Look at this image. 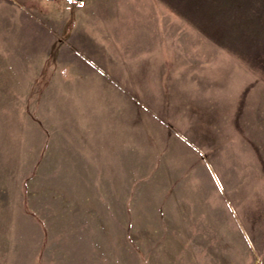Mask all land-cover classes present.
<instances>
[{"label":"rangeland","instance_id":"374dc122","mask_svg":"<svg viewBox=\"0 0 264 264\" xmlns=\"http://www.w3.org/2000/svg\"><path fill=\"white\" fill-rule=\"evenodd\" d=\"M0 264H264V0H0Z\"/></svg>","mask_w":264,"mask_h":264},{"label":"snow or ice","instance_id":"6c2138e0","mask_svg":"<svg viewBox=\"0 0 264 264\" xmlns=\"http://www.w3.org/2000/svg\"><path fill=\"white\" fill-rule=\"evenodd\" d=\"M70 2H71V0H70Z\"/></svg>","mask_w":264,"mask_h":264}]
</instances>
